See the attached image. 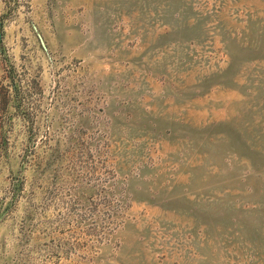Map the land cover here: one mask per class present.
I'll return each mask as SVG.
<instances>
[{
	"label": "rangeland",
	"instance_id": "1",
	"mask_svg": "<svg viewBox=\"0 0 264 264\" xmlns=\"http://www.w3.org/2000/svg\"><path fill=\"white\" fill-rule=\"evenodd\" d=\"M0 264H264V0H0Z\"/></svg>",
	"mask_w": 264,
	"mask_h": 264
}]
</instances>
